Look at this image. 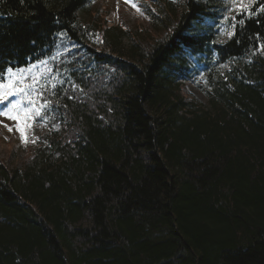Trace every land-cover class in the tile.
I'll return each mask as SVG.
<instances>
[{"label":"trees","instance_id":"trees-1","mask_svg":"<svg viewBox=\"0 0 264 264\" xmlns=\"http://www.w3.org/2000/svg\"><path fill=\"white\" fill-rule=\"evenodd\" d=\"M135 1L146 25L0 0V83L62 32L85 56L28 77L44 106L29 156L0 155V264H264V0ZM198 68L207 103L183 93Z\"/></svg>","mask_w":264,"mask_h":264},{"label":"rangeland","instance_id":"rangeland-1","mask_svg":"<svg viewBox=\"0 0 264 264\" xmlns=\"http://www.w3.org/2000/svg\"><path fill=\"white\" fill-rule=\"evenodd\" d=\"M231 2L232 6H229V10L234 9L235 6L248 5L249 3H251V0H232ZM95 6L98 7L103 14H106L108 19L110 20V23H118L120 22V20H125L129 24H134L135 22H138V24L141 23L142 25H146L149 22L148 17L142 15V13H140V11L138 10L137 6L130 2H127L126 0H95ZM84 12V10H81L80 14L85 15ZM224 22H226V20L222 22V27ZM58 46L60 47L57 49V52L52 58L55 62H60L62 60L63 56L61 55L65 54L68 51H66L65 49H70L72 47H75L76 50L80 49V45L76 42H71V40L66 37V34L64 32L59 34ZM61 46L64 47V49L61 48ZM83 52L84 50L80 49L77 55H82ZM82 58H85V56L83 55ZM63 62L69 63L70 61L65 60ZM25 73L29 74L28 71H25ZM47 73L48 72L41 73L43 78L47 75ZM61 73V75H55V78L62 81L67 78V72L65 70H61ZM193 74L195 76V80H187L183 83V93L187 99H195L200 103H207V95L204 91V88L202 87L204 84V74L200 68H198V71H194ZM30 75L32 77H40L39 73L35 70L31 71ZM27 77L28 75H24L21 72H15L11 74V76L7 80V85L9 86V88H12V90H15L17 88L22 89L20 88V84H24L27 81ZM51 81L53 80L51 79ZM44 82V80L43 82L41 81V83ZM32 90L33 88H31V93L33 94ZM0 91H4V89L2 88ZM30 96L31 95L28 94V98H30ZM10 99L20 100L21 97L14 96L10 97ZM36 99H38V97H36L35 100ZM32 108L33 106L30 107L28 105V99H24L22 105L18 106L17 109H13L9 113V115H5L4 113L8 111L7 102L0 103L1 156H8L10 152H13V159L15 162H20L22 159H26L29 156L27 151L24 150L21 145L24 143L25 140V132L23 131L24 127L33 118H30V116L33 115ZM10 116L16 117V119H12L10 118ZM45 119L46 118L38 122L39 124H41L42 127Z\"/></svg>","mask_w":264,"mask_h":264},{"label":"snow or ice","instance_id":"snow-or-ice-1","mask_svg":"<svg viewBox=\"0 0 264 264\" xmlns=\"http://www.w3.org/2000/svg\"><path fill=\"white\" fill-rule=\"evenodd\" d=\"M260 47H261V49H264V44H262ZM18 71H20V70H18ZM7 72L11 75L12 74V69L11 68L7 69ZM0 88H3L4 89V91H0V103L7 102V105H8V111L4 113L5 115H9V113L13 109H17L18 106L22 105L23 104V100L25 98L28 99V105L29 106H32L34 104V101L32 99L28 98V94L26 93V91L24 89L17 88L15 90H12V88H9V86L6 85V84L0 85ZM18 94L21 95V99L20 100L10 99V97H14V96H16ZM43 106L44 105L41 104L39 107H33L32 108V114L34 116L35 115H40V109ZM10 118L16 119V117H11V116H10Z\"/></svg>","mask_w":264,"mask_h":264}]
</instances>
